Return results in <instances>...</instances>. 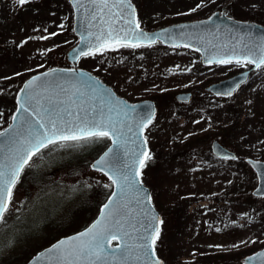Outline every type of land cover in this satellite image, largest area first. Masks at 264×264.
Instances as JSON below:
<instances>
[{"label":"rangeland","instance_id":"obj_1","mask_svg":"<svg viewBox=\"0 0 264 264\" xmlns=\"http://www.w3.org/2000/svg\"><path fill=\"white\" fill-rule=\"evenodd\" d=\"M133 1L140 25L154 30L204 19L228 0H210L209 6L203 0L201 7L194 5L197 0L183 1L184 6L177 0ZM229 9L235 18L264 25V0H234ZM73 25L70 0L24 6L0 0V131L11 123L24 81L51 67H71L66 54L78 42ZM77 67L130 102L149 99L157 104L156 118L145 129L152 159L141 179L162 216L156 251L165 263L243 264L245 256L264 248V198L252 194L257 175L244 161L264 160V67L229 98H218L206 88L239 70V64L204 65L190 48L114 46L83 57ZM181 92L192 94L190 102L176 99ZM214 140L239 158L216 157ZM108 144L107 138L70 142L31 160L12 194L6 226L0 227V264H26L67 235L51 240L50 224L86 195L93 182L108 181L90 167ZM98 207L85 203L68 233L86 227Z\"/></svg>","mask_w":264,"mask_h":264},{"label":"water","instance_id":"obj_2","mask_svg":"<svg viewBox=\"0 0 264 264\" xmlns=\"http://www.w3.org/2000/svg\"><path fill=\"white\" fill-rule=\"evenodd\" d=\"M125 2L130 4V7H124L121 0H107L108 7L103 6L102 0H71L75 11L74 31L79 37L77 44L67 52V60L73 67L51 68L35 74L26 80L17 93V109L13 115L11 124L0 132L12 135L14 131H19L20 125L24 124L25 120L29 119L30 116L39 118L31 108L29 109V113H24L20 109V104L24 103V96L27 92L29 95L35 97L33 104L39 101L37 107L43 106V108L50 109L53 118L63 117L64 119L71 120L73 117L69 116L68 113H73L89 119H99L101 116L107 117L110 115L114 120H121L132 128L131 132H128L127 127L123 128V131L129 137V141L125 147L129 150L137 149L138 151H147L149 153L144 130L156 116V102L149 99L130 102L120 97L112 87L90 71L76 67L79 60L85 56L83 52L99 51L95 48L97 44L96 38L100 35L101 31L107 32L108 26L113 20H115L113 26L117 29H136V24L138 23L136 6L131 0H125ZM113 5L116 6L114 7ZM114 13H118L119 16L114 17ZM94 14L95 19H93ZM102 20L103 23L101 22ZM127 21H131V23H127ZM139 30L154 37V42L151 45L161 42L167 46H187L199 51L204 64L220 63V61L227 59L236 60L245 56L259 58L261 55H264V26L254 22L238 21L228 17L224 12L222 14L216 12L204 20L180 22L151 31L139 26ZM253 69H256L255 65ZM248 76L249 71H245L214 83L207 89L215 95H231L241 83L248 79ZM37 77L38 79H34ZM32 81H34L32 88H26V85ZM176 98L181 102H189L191 93H179ZM109 109L112 111L110 112ZM148 117L151 119L146 126L137 127L138 123L145 121ZM0 142H4L3 151H0V163L7 164L15 149L13 148L12 152L9 151L10 145L6 137H0ZM109 148H114L111 140L109 146L92 161L90 165L92 170L99 171L105 175V172L108 171L107 168L98 170L94 165L97 160L108 152ZM212 151L215 155L222 158H233L236 156L234 152L225 148L217 140L212 143ZM130 156L131 151H128L127 154H122L121 161L130 164ZM246 161L256 172L258 178V185L253 190V194L257 197H264V161L252 158H248ZM117 166H120V162L117 163ZM125 171L130 175H134L136 169L128 168ZM105 176L109 178L108 175ZM138 179L142 181L141 177H138ZM142 187L144 191L140 193L141 198L147 195L151 197V192L143 181ZM113 193H116V195L113 196ZM110 199L117 201L120 205L127 206L121 209L118 218L124 224L122 231H127L130 235L110 241V249L115 250L118 254L120 248L117 245L122 247L125 242L129 245L138 242L135 240V237L144 231L143 225L146 224L147 219L151 215H155L160 221L162 217L152 203V199L150 203L144 201L143 205H138L134 190H129L121 195L117 186L113 184V191L104 204ZM104 204L100 207L96 218L87 227L58 239L34 255L27 264H55V258L49 252V249H54L61 241L67 244L72 238L79 236L80 233H85L93 228L98 221L104 218ZM142 208L149 210L150 215L148 217L142 214ZM132 224L139 231H135L130 226ZM160 226L161 224H158L159 228ZM135 255L139 256L142 253L136 252ZM155 258L162 261V264H166L157 253ZM145 260L146 258L141 260L133 259L129 261V264H145ZM242 262L243 264H264V248L244 257ZM80 264H87V262L81 261ZM97 264H100V262H97ZM108 264H116V261L110 260Z\"/></svg>","mask_w":264,"mask_h":264},{"label":"snow or ice","instance_id":"obj_3","mask_svg":"<svg viewBox=\"0 0 264 264\" xmlns=\"http://www.w3.org/2000/svg\"><path fill=\"white\" fill-rule=\"evenodd\" d=\"M16 2L20 6H24L30 0H16ZM102 2L104 7H108L107 0H102ZM121 3L124 7H130V4L126 3L125 0H121ZM113 16L117 17L119 14L114 13ZM93 19H95V14ZM101 22L103 23V20ZM114 23L115 20L109 24L106 33L101 31L100 35L97 36L96 49H108L114 46L137 48L151 46L154 42V37L139 30L138 23L136 29H117L113 26ZM127 23H131V21H127ZM52 35H56V33H52ZM43 38L47 39V37ZM83 55H95V52L85 51ZM220 62L230 64L232 59ZM235 62L237 64L242 62L254 64L256 69H260L264 67V55L259 58L245 56L237 58ZM34 79H38V77ZM33 83L34 81L29 82L26 88H32ZM229 94L231 93L229 92ZM34 100L35 97L26 92L24 103L20 104V109L24 113H29L31 108L39 117L38 119L30 116L24 124L20 125L19 131H14L12 135L0 132V137H6L9 142V151L12 152V149H15L7 164L0 163V227L6 226V215L12 202V189L15 187L20 173L25 166L29 165L33 156L50 145L67 146L70 142L89 141L94 138L111 140L114 148H109L108 152L96 161L94 167L98 170L107 168L108 171L105 172V175L109 176L121 195L129 190H134L138 205H143L144 201L151 202L150 195L141 198L140 193L144 189L142 181L138 177L142 175V170L146 167V163L152 159V156L147 151L129 150L125 147L129 137L123 131V128L127 127L128 132H131L132 128L130 126L124 124L121 120L112 119L110 115L107 117L101 116L99 119H89L78 114L68 113L69 116L73 117L71 120L63 117L53 118L50 109L43 108V106L37 107L39 101L33 104ZM109 111L112 110L109 109ZM125 115L127 114L125 113ZM14 119L16 118L14 117ZM150 119L148 117L145 121L138 123L137 127L146 126ZM3 148L4 142H0V151H3ZM128 151H131L130 164L121 161L122 154H127ZM118 162H120L119 167L117 166ZM128 168H135V174L130 175L125 171ZM109 173L111 174L109 175ZM115 195L116 193H113V196ZM125 207L127 206L120 205L117 201L110 199L103 206L104 218L98 221L93 228L85 233H80L79 236L72 238L67 244L61 241L54 249H49V252L55 258V264H65V262L66 264H80L81 261H86L87 264H97V262L108 264L110 260H115L116 264H129V261L133 259L141 260L143 258H146L145 264H162V261L155 258V256L157 241L161 238L158 224H162L163 221H160L155 215H151L147 219L146 224L143 225L144 231L135 237L138 242H134L132 245L125 242L122 247L117 245L120 248L118 254L115 250L110 249V241L130 235L127 231H122L124 224L118 218L121 209ZM141 211L146 217L150 215L147 209L142 208ZM130 226L135 231H139L134 224ZM136 252H140L142 255H135Z\"/></svg>","mask_w":264,"mask_h":264},{"label":"trees","instance_id":"obj_4","mask_svg":"<svg viewBox=\"0 0 264 264\" xmlns=\"http://www.w3.org/2000/svg\"><path fill=\"white\" fill-rule=\"evenodd\" d=\"M93 183L95 184H93L92 188L86 193V195L79 198V200L72 206L71 209H69L64 215L56 218L55 220H52V223L50 224V226L53 227V234H51L52 238L50 237L51 240L57 236H63V234H69L68 228L72 224H74L75 221L73 220V218L75 214L79 212V210H81V208L84 206L85 203H90L91 205H98L99 206L98 208H100V206L107 200L109 194L112 191V183L109 180L104 183L101 181L93 182ZM100 190L102 191V193L99 192ZM69 222L72 223L68 225Z\"/></svg>","mask_w":264,"mask_h":264},{"label":"flooded vegetation","instance_id":"obj_5","mask_svg":"<svg viewBox=\"0 0 264 264\" xmlns=\"http://www.w3.org/2000/svg\"><path fill=\"white\" fill-rule=\"evenodd\" d=\"M15 1V3H17L16 2V0H14ZM34 2V1H37V0H30V2ZM135 5H136V2L135 1H133V0H131ZM179 3H181L182 2V6H184L185 5V2H183V1H187V0H177ZM219 1V3H221V1H223V0H218ZM193 2H194V0H189V2L187 1V3L188 4H190V3H192L193 4ZM18 4V3H17ZM196 4V7H201V5L203 4V0H197L196 1V3H194V5ZM206 4H207V6H209L210 5V0H207V2H206ZM199 5V6H198ZM234 5V0H228V1H226V3L224 4H222V6H221V8L219 9V10H215L213 13H215V12H220V13H225L227 16H230V17H233V16H231L230 14H229V8L231 7V6H233ZM136 8H137V11H138V7H137V5H136ZM212 13V14H213ZM211 14V15H212ZM211 15H209V16H207V17H205L204 19H206V18H208V17H210ZM138 18H139V15H138ZM235 18V17H234ZM235 19H238V18H235ZM202 20V19H201ZM239 20H242V19H239ZM242 21H244V20H242ZM247 22H252V21H250V20H247ZM232 63H236L235 61H232ZM218 64H222V63H218ZM211 65H217V64H211ZM258 69H253V64H248V63H245V62H242V63H240L239 64V70H237L236 72H234V73H232V74H230L229 76H227V77H225V78H222V79H220V80H218V81H216V82H219V81H222V80H224V79H226V78H229V77H231V76H234V75H237V74H239V73H241V72H244V71H249V77H248V79H247V81L246 82H244V83H242L241 85H240V87L233 93V94H231V95H227V96H218V98H229V97H232L234 94H236L249 80H250V78H251V76L257 71ZM25 82V81H24ZM23 82V83H24ZM23 83H22V85H23Z\"/></svg>","mask_w":264,"mask_h":264}]
</instances>
